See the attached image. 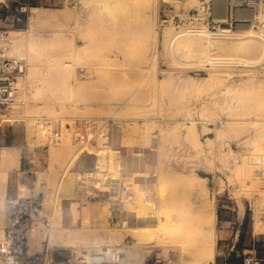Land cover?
<instances>
[{"label":"rangeland","instance_id":"rangeland-1","mask_svg":"<svg viewBox=\"0 0 264 264\" xmlns=\"http://www.w3.org/2000/svg\"><path fill=\"white\" fill-rule=\"evenodd\" d=\"M194 1L109 0L106 1L108 3H85L84 0H59L56 3L50 2L49 0H31V2L35 4L34 6L26 5V0H4L1 1L6 2L3 5H1L0 2V33H5L6 36L4 42L0 40V46L6 49L9 57L25 59L28 63L27 71L19 78V93L17 94L16 103L7 111H0V123L7 126H15L21 138V143L27 145V150L30 151L33 149L31 151L34 158L36 155H42L45 161L42 169L36 170V168H33V173L29 175H27V173L24 174V169L20 167L13 168L9 171V173H13L16 176L15 178L19 179L14 196L18 195L22 183L25 187H27V184L30 185L31 189L35 190L36 194L45 192L46 195L42 213L51 221V226L49 229L43 231L38 230L34 233L31 242L33 246L32 252L45 253L47 249H49V257L53 254L57 260L61 261L68 258L85 259L88 261V264H97L94 258L100 256L104 258L102 264H114L112 262V254L106 253L108 249H113L114 247L115 250L118 249V251L122 252L118 264H144L143 259L141 260L138 254L132 253L133 248L137 246V244L134 243L135 240L133 236L129 235L130 233L125 234L126 227L128 229L139 226L136 225L137 221L128 215L131 209H125L120 202L124 199L128 200L131 197L135 198L134 201H139L141 197H144L139 202H145V204L147 202L149 203V198L147 199L146 197V191L148 190H144L146 186H149L152 192L159 194V196L155 194L156 197L158 196L157 198H159L161 194L164 199L167 197L171 199L168 201L173 202L171 197L174 198L175 194L178 191H182L184 188L182 194L178 192L180 197L182 195V199L180 198L179 201L177 200L173 203L167 201L169 205L167 204V206H165L166 208L163 206L161 209V212H165L164 214L172 211V213H176V211L179 213V210L187 205L188 201L191 199L194 201L193 193L197 184L205 182L210 200L212 199L211 201L215 204L217 212V251L215 261L212 264H224L228 253L235 252L236 246L240 241L242 252L239 253H242L245 259L247 258L251 263H254L256 259H260L263 261H261V264H264V236L261 235L263 232L261 216L264 213V207L260 206L258 197L251 193L252 191H250L247 183L242 178L243 176L241 175L240 168L244 157L248 159L251 158L252 160H255L256 157H262L264 159V155L253 153L257 149H260L261 152L264 153V64H259L254 68L240 66H211L212 68H210V65L200 67L193 65V61L196 60L194 57H191L192 59L188 58L184 53L180 55L179 61L175 60L169 47V40L172 38L170 34L171 32L174 34L178 32V30L181 31L183 29L194 30L195 26L188 20L189 12L196 9L199 5V0ZM34 9H41L44 14L45 12L48 13H46V21L41 23V25L35 23L34 17L37 16V13ZM252 18L253 16L251 19ZM257 27V25L252 26L251 23H238L233 31L239 33L252 30L264 36ZM11 35L24 40H22L24 42L23 55L17 57L10 54L12 44L9 43L10 40L8 38ZM246 55L243 56L244 59L247 57L246 60L254 57L255 59L251 60H258L256 57L257 54L256 56H253L251 53L248 56ZM186 57L188 59H186ZM190 60L191 62H189ZM63 62L71 63L73 67H64ZM178 62L182 63L180 64ZM187 62H189V64ZM210 72L218 75L216 77L220 79L212 80V77H209ZM110 75L116 76V79H109ZM118 75H122V79H118ZM62 85L63 91H68L64 99L63 95L65 92L63 94L61 92ZM58 87V92L60 90L59 94H61L62 101H59L61 100L59 99V94L56 95V97L59 96V100L53 95L56 91L54 93L52 92ZM119 91L122 92V95L124 92L126 95L129 94V96L131 94L134 95V98L131 100L132 104H129L131 105L130 107L129 105L126 107V105H123L124 103H121L124 100L126 101L129 96L120 95L124 100L120 99L119 101ZM113 92L117 93L113 94ZM51 95L54 96V98H51ZM55 98L58 101L54 100ZM203 100L205 101L204 103ZM140 101L142 104H139ZM61 102L62 106L60 104ZM232 102L235 103V105H240L237 111H231L229 108ZM260 102H262L263 105ZM55 103L58 104L56 105ZM116 103L120 105L116 106ZM201 103L204 105H201ZM205 103L208 104V106L205 105ZM257 103L262 105L261 107H259V104V106H256L257 108L259 107V110L262 108V112L254 108ZM146 104L148 106H145ZM247 104L248 106H246ZM251 105H253L255 112H253ZM123 106L129 110L125 109ZM203 106H207L206 109L213 107L206 110L209 111V115L205 110L201 109ZM50 107L54 108V111L52 108L50 109ZM61 107L66 110L64 111L63 109L62 112ZM117 107H120L119 111L116 110L121 113H119L120 116H117L119 114L115 111V109H118ZM70 108L71 112H68ZM249 108L251 109V113L250 110H248ZM43 109L48 110L49 113L48 111L47 113L44 112L46 110ZM152 109H155V111ZM211 109L214 111H211ZM58 111H61V114ZM123 111L125 113L127 111L128 113L126 115L124 113V116L122 115ZM199 111L203 114L201 112L199 113ZM43 117H46V119L53 123L52 128L44 127L48 132L52 131V135L49 136V134L46 133L44 135V130L43 132L42 130L36 131L34 135L37 134V138L38 134L40 136V134L43 133V136L41 135V137H39V140L43 138V142L42 140H37L39 144L35 143V147L32 148L30 146V139L32 136H30V133L28 137L27 133L30 132L29 129L32 124L34 125L35 123L41 126L39 123ZM113 117L117 120L126 119L125 123L127 124L128 136L126 132L120 135L122 133L120 132L119 134V128H116L117 132L114 131V133L111 134L114 140L111 137V139L106 142L102 138L97 139V134L99 135V132L95 130H93L95 135L94 133H92V135L90 133L88 137L86 136L87 138L80 133L81 130L79 127L87 120H101L102 118L106 119ZM33 121L34 123H32ZM129 121L134 123H130ZM146 121H149V124H147ZM189 133H192L191 135L193 136ZM187 135L193 137V140H189L190 137ZM26 136L28 137L27 139ZM88 138L93 140V142L87 140ZM157 141L159 143L161 141L163 142L162 144L160 143L161 146ZM120 144H124L125 146L123 147ZM85 146L88 151H94L95 153L96 150L98 151L103 148L112 152L110 162V159H102L92 164L96 168H100V165H105L109 168L110 163H113L112 171L115 173L117 179L113 180L107 178V181L106 177L105 179L102 178L104 177V173L100 172L102 170L101 168L96 169V173H99L98 175L90 177V175L86 173V171L92 167L91 161H89L90 156L86 153L87 151L82 152L72 164L69 163L72 156L76 153V149L78 148L80 150ZM2 147L3 146H0V149ZM157 147L161 148L159 149ZM62 148L66 149L62 150ZM145 149L146 151H144ZM56 153L60 154L59 160H55L54 158ZM106 161L108 162L105 163ZM226 162L228 167H224L226 171L223 172L221 166ZM253 163L254 162H252L251 167L254 166ZM56 165L57 168H53ZM68 165H70V169L66 174L67 176L61 175L62 171L66 166L68 167ZM4 167H6L4 160L0 158V172L4 170ZM163 169L165 170V174L162 175L165 178L166 176L170 177L169 179L172 177L183 178L180 182V186L182 187H179L180 190L175 186H178L179 183L174 185L175 188L178 189H176V193V190L173 189L174 187H171L173 182L169 183L168 178L165 179L161 175V180L164 181L163 183L162 181H160L161 183L159 182L161 178L159 174ZM253 169L255 170V167H253ZM157 170L160 173H157ZM151 172H154L156 176L159 175V177H155L154 179L156 188L154 183H152L153 185L150 183L146 184L144 180H140L136 177L141 176L138 175V173H142L150 179L149 175H154L151 174ZM1 176L0 187H2L1 185L3 184L1 183ZM99 176L101 180L104 179L103 182H105L101 187L94 183L96 182L94 180L100 179H98ZM60 178L63 181H60ZM71 179L77 181L76 184L78 185L77 187H80L79 194L81 196H72L70 197L71 199H64V197H60L62 195L59 194L63 191L62 188L64 187V183L67 184V181H72ZM125 180L128 181L126 182ZM166 180H168V183ZM86 181L87 183H85ZM217 181H221L220 187ZM60 183L61 185L63 184L62 188ZM84 183L85 186H83ZM113 184H116V186ZM118 184H121V186ZM169 184H171V186ZM260 188L262 189L261 184L258 189L262 192L260 193L263 194L264 190ZM24 189V192L20 191L21 194H28L30 192L27 188ZM60 189L61 193L59 192ZM134 189H136L137 192ZM55 192L58 194V200L60 199V201L56 200L57 195ZM132 193H134V195ZM82 194L87 198L85 196L83 197ZM137 194L138 196L136 198ZM7 195L8 194H5V199H2L1 196L3 195H0V202L3 207V214H1L2 224L5 222L3 210H5L4 204L8 198ZM190 195L192 198L189 197ZM114 196L119 199H124L113 201ZM53 200L55 201L53 202ZM181 200H183L182 202L184 203H182L183 207L182 204L180 205ZM155 202L157 201H152V203ZM115 203L120 204L122 208L121 211H118V213L120 212L119 214L114 211ZM128 203L133 207L132 201ZM174 203H178L179 205L176 204L178 205L176 206ZM190 203L192 204V200ZM170 205L172 206L170 207ZM54 206L58 207L55 208ZM189 206L187 205L186 208H189ZM52 207L56 210H53ZM193 207L190 208L192 211H189L190 209L187 210L188 208L186 209V211H189V214H187L184 209H181L182 211L180 212L190 216V213L195 210V205ZM103 208H107L108 210V228H96L100 219L98 216L100 213H97L100 212L99 209ZM176 208L179 209L176 210ZM71 209H73V212ZM123 210H125V212ZM59 212L60 215L58 217L56 214ZM65 213L66 215L68 213L69 217L66 218ZM111 214H113V216ZM187 215L184 217L187 218ZM76 216H78V218ZM126 216L127 218H125ZM192 216L193 214H191V217ZM186 218L184 221H186ZM58 219L61 222L58 221ZM72 220L74 221L72 222ZM178 224L179 223L172 224L165 229L163 226L152 227L153 230L151 229L150 233H154L155 235L149 233L150 236H147V240L154 236V238H158L163 234L162 237L159 238L160 244L167 250L166 256L168 258L171 257L170 259L173 260L172 264H191L190 262L193 260L191 259V261V257L189 258L190 255L188 256L186 254H190V238L183 232L186 230L187 233L189 230L184 226L182 229L181 224L176 226L180 229H175V225ZM86 225L88 227H86ZM130 225L133 227H130ZM70 226L77 231H82L83 233H81L84 235L86 233L85 236L93 235V231H97V229L98 232L102 230L99 234H102V236L107 235V237L103 236L104 240L108 238L107 240L110 242L102 241L104 244L99 242L98 245L96 244L94 246L85 239V241H88L87 243H85L84 240H80V242L78 238L75 239L76 237H73V239L69 236L70 238L68 239L67 232L68 235H70L72 233L74 234L75 231ZM167 228L168 231H170L169 234L166 230ZM103 229L104 231L107 230L104 232ZM56 230L58 231L55 232ZM91 230L93 231L91 232ZM114 231L123 234L124 238L122 242L119 241L120 239L115 240L114 235L118 234V232L115 233ZM88 232L93 234L90 233V235ZM179 232L181 233L179 234ZM110 233L112 234L109 237ZM182 233L183 236L185 235V238L182 237ZM61 235H63L62 237L65 238L66 242L60 237ZM168 235H170L171 238ZM112 236H114L113 240L111 238ZM53 238L56 239L53 240ZM61 238L65 243H63ZM234 238L237 239L236 244L234 243ZM72 239L76 240L74 247L73 242H70ZM55 241L57 244L54 243ZM60 242H62V244ZM68 242H70V245ZM82 242H84V245L86 244L85 246L90 245L95 248L91 247V249H87ZM116 242L119 243L117 244ZM79 243H82V246L79 245ZM229 249L233 250L230 251ZM95 250L103 254L95 255ZM136 256L137 258H135ZM49 257L46 264H52ZM251 259L253 261H251ZM192 263L197 264L194 261Z\"/></svg>","mask_w":264,"mask_h":264},{"label":"bare ground","instance_id":"bare-ground-1","mask_svg":"<svg viewBox=\"0 0 264 264\" xmlns=\"http://www.w3.org/2000/svg\"><path fill=\"white\" fill-rule=\"evenodd\" d=\"M1 1H4V0H0V2ZM106 1H109V0H84V2L85 3H102V2H106ZM186 1V0H185ZM194 1V0H193ZM111 2V1H110ZM191 2V1H190ZM194 2H196V1H194ZM106 3H108V2H106ZM184 3V2H183ZM190 4V3H189ZM183 6H185V5H183ZM216 9H217V11H221V9L219 8V5L216 7ZM34 11H36V13H37V16H35L34 17V20H35V23H37V25H41V23H44L45 21H46V13L47 12H45V14L43 13V10H41V9H34ZM48 14V13H47ZM244 19H246V18H244ZM250 28H252V27H250ZM170 35H172V38H171V40H169V47H170V51H171V53L174 55V57H175V60H177V61H179V57H181L180 55H182L183 53L188 57V58H191V57H194L196 60H194L193 61V65H197V66H200V67H205V66H207V65H211L212 67H219V66H221V67H224V66H226V67H237V66H240V67H247V68H254V67H256V66H258L259 64L261 65V64H264V36L263 35H260L259 33H256V31L254 32V31H252V30H248V31H244V32H234V31H232V30H226L225 31V33H223L221 36H217V37H210V38H208V34L205 32V30H204V28L203 29H200V30H186V29H183V30H181V31H179L178 30V32H176V33H174V34H172V32H171V34ZM9 40H10V44H12L11 45V51H10V54L11 55H14V56H20V55H23V53H24V40L23 39H20V38H18V37H16V36H13V35H11L9 38H8ZM23 40V41H22ZM250 53L251 54H253V56L255 55L256 56V54H257V58H258V60H259V58H260V60L258 61L257 60V58H256V60L257 61H254V60H251V59H255V57L254 58H250V59H247L246 60V58L244 59L243 58V56L244 55H246V56H248V55H250ZM259 56V57H258ZM186 57V59H188ZM183 59H185V58H183ZM192 59V58H191ZM249 60H251V61H249ZM186 61H188V60H186ZM189 62H191V60L189 61ZM189 62H187L188 64H189ZM178 63H180V62H178ZM182 63V62H181ZM180 63V64H181ZM187 63H185V64H187ZM63 66L64 67H73V64H71V63H68V62H63ZM184 64V63H183ZM187 64V65H188ZM62 65V64H61ZM190 65H191V63H190ZM210 66V68H212ZM209 71H211L210 69H208ZM210 75H209V77L211 76L212 77V80L213 79H216V80H218V78L219 77H216V76H218V75H216V74H212L211 72L209 73ZM116 76H111L110 75V77H109V79H116L115 78ZM122 75H118V79H122ZM216 77V78H215ZM220 79V78H219ZM62 87V90H61V92H62V94L65 92V91H63V85L61 86ZM60 87V88H61ZM58 89H59V87L58 88H55L54 89V91H52L53 93L56 91V93H52L53 95H55V97H56V95L57 94H59L60 93V90H59V92H58ZM53 90V89H52ZM70 91V90H69ZM58 92V93H57ZM68 92V91H67ZM67 92H65V94L63 95L64 97H63V99L64 98H66V94H67ZM120 92V93H119ZM118 92V95H119V97L120 98H118L119 99V101H120V99H122L121 98V96H126V97H128L129 96V94L128 95H126L125 94V92L123 93V95H122V92L121 91H119ZM69 93H71V92H69ZM68 93V94H69ZM117 92H113V94H116ZM66 95V96H65ZM121 95V96H120ZM59 96H60V98L59 99H61V94H59ZM59 96H57L56 98L58 99V97ZM54 98V96H52L51 95V98ZM54 99V100H57V99ZM134 98V95H130L129 96V98L125 101L124 99H122V100H124V101H122L121 103L123 104V105H126V107H127V105H129L130 103H131V100ZM58 99V100H59ZM57 100V101H58ZM59 101H62V99L61 100H59ZM118 101V100H117ZM51 102H52V100H51ZM205 101L203 100V103H204ZM264 102V101H263ZM64 103V102H63ZM153 103V102H152ZM203 103H201V105H204ZM260 103H262V102H260ZM260 103H257V104H255V109L256 110H258V111H261V109L259 110L258 108L259 107H261L262 105H263V103H262V105H260ZM56 104V103H55ZM58 104V103H57ZM56 104V105H57ZM61 104V106H62V102L60 103ZM117 104V103H116ZM132 104V103H131ZM139 104H142L141 103V101L139 102ZM260 106H259V105ZM54 105V104H53ZM64 105V104H63ZM110 105H112V104H110ZM118 105H120V104H117L116 106H118ZM155 105V104H154ZM205 105H207L208 106V104H206L205 103ZM250 105V104H249ZM259 106L258 108L256 107V106ZM113 106V105H112ZM122 106V105H121ZM131 105H129V107H130ZM139 106V105H138ZM141 106V105H140ZM145 106H148L147 104L145 105ZM207 106L205 107V106H203L201 109H203V110H205V112H209V111H206V110H208V109H210V108H213V107H210V108H208V109H206L207 108ZM210 106V105H209ZM239 106L240 105H235V103H231V105L229 106V108L231 109V111H237L238 109H239ZM246 106H248V104L246 105ZM252 106V108H253V105H251ZM52 107H54V106H52ZM52 107H50V109L52 108ZM58 107H60V106H58ZM124 107V106H123ZM126 107H124L125 109H127ZM201 107V106H200ZM47 108V107H46ZM49 108V107H48ZM114 108H116V107H114ZM118 108V107H117ZM120 108V107H119ZM115 109V111L116 110H120V109ZM248 108V107H247ZM253 108V112H255L254 109ZM263 108H264V106H263ZM49 109V110H50ZM54 108H52V110H53ZM63 109H64V111L66 110L65 108H62L61 107V111L63 112ZM125 109H122V110H125ZM199 109V108H198ZM200 109V110H201ZM43 110H46V109H43ZM52 110H50V111H52ZM121 110V111H122ZM127 110H129V109H127ZM152 110H154L155 111V109H152ZM213 109H211V111H212ZM248 110H250V113H251V109L249 108ZM47 111L48 110H46V111H44V112H46L47 113ZM54 111V110H53ZM52 111V112H53ZM61 111H58V112H60V114H61ZM118 111H116L118 114L120 113V112H118ZM202 111V110H201ZM201 111H199V113L201 112ZM214 111V110H213ZM257 111V112H258ZM57 112V113H58ZM68 112H71V108L69 109V111ZM204 112V111H203ZM205 112H204V114H205ZM249 112V111H248ZM252 112V113H253ZM262 112V111H261ZM48 113H49V111H48ZM51 113V112H50ZM55 113H56V111H55ZM124 111H123V114L122 115H124ZM128 112L126 111V113H125V115L127 114ZM190 113V112H189ZM202 113V112H201ZM260 113V112H259ZM59 114V113H58ZM121 114V113H120ZM120 114L119 115H117V116H120ZM203 114V113H202ZM201 114V115H202ZM210 113H208V115H209ZM261 114H263V113H261ZM124 115V116H125ZM193 115V114H192ZM200 115V114H199ZM207 115V114H206ZM124 116H122V117H124ZM44 118V117H43ZM42 118V120L40 121V123L39 124H41V126L39 125H37V124H35L34 123V121L32 122V123H34V125L32 124V126H31V128H30V125H29V130H30V132L29 133H27V136H28V134H30L31 133V135L30 136H32L31 137V139H30V143H31V147L32 148H34L35 146H34V144L35 143H38L37 142V140H39V137H41V135L43 136V133H44V135H45V133L46 134H49V136H51L52 135V131H50V132H48V130H46L45 128H46V123H45V118L43 119ZM60 118V117H59ZM118 118V117H117ZM125 118V117H124ZM103 119V118H102ZM107 120H109V119H114V117L113 118H106ZM39 120V119H38ZM62 120V119H61ZM78 120V119H77ZM82 120V119H81ZM87 120V119H86ZM95 120V119H94ZM98 120H100V119H98ZM126 120V119H125ZM125 120H123V119H119V121H120V123H118V126H117V128H119V134H120V132L122 133V134H120V135H123V134H125V132H126V135H127V124L125 123ZM157 120V119H156ZM54 121V120H53ZM57 121V120H56ZM59 121V120H58ZM88 121V120H87ZM86 121V122H87ZM90 121V120H89ZM36 122V121H35ZM38 122V121H37ZM61 122V121H60ZM80 122V121H79ZM107 122V121H106ZM130 122V121H129ZM137 122V121H136ZM144 122V121H143ZM149 121H146V123L147 124H149L148 123ZM158 122H159V120H158ZM194 122V121H193ZM193 122H191V123H193ZM55 123V122H54ZM82 123V122H81ZM130 123H134V122H130ZM163 123V122H162ZM161 123V124H162ZM190 123V124H191ZM62 124H63V122H62ZM56 125V124H55ZM55 125H54V128H55ZM137 125V124H136ZM152 125V124H151ZM157 125H158V123H157ZM150 126V125H149ZM161 126V125H160ZM45 127V128H44ZM139 127V126H138ZM159 127V126H158ZM157 127V128H158ZM43 128V129H42ZM142 128V127H141ZM153 128V127H152ZM164 128V127H163ZM58 129V128H57ZM133 129H135V128H133ZM149 129V128H148ZM40 130H42V132H43V130H44V132L42 133V134H40V136H39V134H38V138L36 137V135H34L35 133H36V131H40ZM59 130V129H58ZM130 130V129H129ZM263 130H264V126H263ZM115 132H117V130L115 129L114 130ZM136 131V130H135ZM28 132V131H27ZM54 132V131H53ZM152 132V131H151ZM163 132V131H162ZM114 133V132H113ZM90 134V133H89ZM116 134V133H115ZM118 134V135H119ZM130 134V133H129ZM148 134V133H147ZM146 134V135H147ZM157 134V133H156ZM159 134H161V133H159ZM190 134V133H189ZM192 134V133H191ZM190 134V135H191ZM91 135H92V133H91ZM94 135H95V133H94ZM141 135V134H140ZM153 135V134H152ZM158 135V134H157ZM172 135V134H171ZM187 135L188 137H190L189 138V140L190 139H192L193 137H191V136H193V135ZM26 136V139L29 137H27ZM81 136V135H80ZM89 136V135H88ZM87 136V137H88ZM97 136H98V138L97 139H103L105 142L107 141V140H109V139H111V137L113 138V136H111V134L109 135V134H104V136H100V135H98L97 134ZM110 136V137H109ZM128 136V135H127ZM159 136V135H158ZM46 137V136H45ZM86 137V138H87ZM93 137V136H92ZM91 137V138H92ZM105 137V138H104ZM116 137V136H115ZM149 137V136H148ZM153 137V136H152ZM161 137V136H160ZM169 138H170V135H169ZM174 138V137H173ZM80 139V138H79ZM93 140H94V137L92 138ZM146 139V138H145ZM148 139V138H147ZM154 139V138H153ZM161 140H162V138H160ZM42 140V142H43V138L41 139ZM41 140H39V141H41ZM82 140V139H81ZM87 140H91V139H87ZM93 140H91L92 142H93ZM113 140H114V138H113ZM159 140V139H158ZM193 140V139H192ZM27 141H29V140H27ZM80 141V140H79ZM100 141V140H99ZM111 141V140H110ZM162 141H164V140H162ZM160 142L161 144L163 143V142ZM122 142V141H121ZM143 142V141H142ZM148 142V141H147ZM146 142V143H147ZM158 142V141H157ZM87 143H89V142H87ZM111 143V142H110ZM150 143V142H149ZM159 143V142H158ZM159 143V145L161 146V144ZM28 144V143H27ZM39 144V143H38ZM40 144H41V142H40ZM43 144V143H42ZM79 144V143H78ZM92 144V143H91ZM114 144H116V143H114ZM85 145V144H84ZM90 145V144H89ZM111 145H113V144H111ZM121 145V144H120ZM156 145V144H155ZM38 146V145H37ZM36 146V147H37ZM87 146V145H86ZM82 147V149H78V151H77V149H76V153L72 156V159H71V161L69 162V163H73L77 158H78V156L82 153V152H84V151H87L86 153L90 156V160L89 161H91V165H92V167H87V168H89L88 169V171H86V173L88 174V175H90V177L92 176H94V175H98L97 173H96V169H98L99 167H95V166H93V164L92 163H96V162H98V160H106V159H110V157L112 156V152L110 151V150H108V149H99L98 151L96 150V153L94 152V151H88V149H87V147ZM121 146H125L124 144L123 145H121ZM130 146V145H129ZM139 146H141V145H139ZM156 146H158V145H156ZM165 146V145H164ZM65 147V146H64ZM105 147V146H104ZM110 147V146H109ZM113 147V146H112ZM143 147H146V146H143ZM142 147V148H143ZM150 148V147H149ZM152 148V147H151ZM157 148H159V147H157ZM161 148V147H160ZM159 148V149H160ZM66 149V148H65ZM64 148H62V150H65ZM152 149H154V148H152ZM31 150H33V149H31ZM151 150V149H150ZM144 151H146V149L144 150ZM61 152H64V151H61ZM152 152V151H151ZM143 153V152H142ZM160 153L162 154V152H161V150H160ZM160 153H159V155H160ZM254 154H257V153H259V154H262V155H264V153L263 152H261V150L260 149H257V150H255L254 152H253ZM258 154V155H259ZM59 153H56L55 155H54V158H55V160H59ZM144 155V154H143ZM153 155V154H152ZM156 155V154H155ZM158 155V154H157ZM158 155V156H159ZM93 156H95V157H93ZM139 156V155H138ZM88 157V156H87ZM153 157V156H152ZM157 157V156H156ZM161 157V156H160ZM159 157V158H160ZM0 158H3V160H4V164H5V166L6 167H4V170L2 171V172H0V176H1V174H2V176H1V179H2V181H1V183H3L1 186L2 187H0V195H3V196H1L2 197V199L5 197V194H7V191H8V181H9V171L11 170V169H13V168H19L20 167V164H21V150H19V148L18 149H16L15 147L13 148V147H8V146H3L1 149H0ZM86 158V157H85ZM134 158H136V157H134ZM139 158V157H138ZM254 158V157H253ZM251 159V158H250ZM250 159H248L247 157H244L243 159H242V166L240 167L241 168V175L243 176L242 178H243V180L247 183V186L249 187V189H250V191H252L251 193H253L254 194V196L256 195V197H258V200H259V204H260V206H262V207H264V193L263 194H261L262 192L258 189L259 187H260V184H261V181H260V179L256 176V174H255V170L253 169V167H251V165H252V162H254L252 159H251V161H250ZM132 160V159H131ZM156 160V159H155ZM161 160V159H160ZM88 161V162H89ZM111 161V159L109 160V162ZM137 161V160H136ZM108 161H106L105 163H107ZM143 162V161H142ZM157 162H158V160H157ZM156 162V163H157ZM94 163V164H95ZM126 163V162H125ZM160 163V162H159ZM100 164H102V163H100ZM113 163H110V165H109V168H107L105 165H100L101 167V171L100 170H98V171H100V172H102V173H104V177H102V178H104L105 179V177H106V180H107V178H111V179H117L116 178V175H115V173L112 171L113 169H112V167H113V165H112ZM115 164H117V163H115ZM114 164V165H115ZM132 164V163H131ZM224 165H222L221 167H222V169L221 170H223V172H225L226 170H225V168L224 167H228V165H227V162L226 163H223ZM118 165V164H117ZM125 165V164H124ZM129 165V164H128ZM148 165V164H147ZM156 165V164H155ZM154 165V166H155ZM160 165V164H159ZM131 166V165H130ZM133 166V165H132ZM95 167V168H94ZM146 167V166H145ZM161 167V166H160ZM53 168H57V165L56 166H54ZM99 168V169H100ZM116 168V167H115ZM119 168V167H118ZM117 168V169H118ZM147 168V167H146ZM154 168V167H153ZM157 168H159V167H157ZM163 168V167H162ZM69 169H70V165H68V167L66 166V168L62 171V173H61V175H65V176H67L66 174L69 172ZM86 169V168H85ZM127 169H128V166H127ZM149 169V168H148ZM160 169V168H159ZM158 169V170H159ZM153 170V169H152ZM158 170L156 171L157 173H160V172H158ZM144 171H146V170H144ZM161 171V170H160ZM154 172H155V170H154ZM152 173L151 172V174H154V175H149V177H150V179H148V176H146V175H144V174H140V173H138V175H141V176H136V177H138L140 180H144L145 181V183L147 184V183H150V184H152V183H154V179H155V177H159V175H160V177H161V175L162 174H165V170L163 169L162 170V172L158 175V176H156V174L155 173ZM145 173V172H144ZM148 173V172H147ZM146 173V174H147ZM101 175V174H100ZM135 175V174H134ZM75 177V176H74ZM147 177V178H146ZM162 177H164L163 175H162ZM162 177L159 179V182L160 181H162L161 179H162ZM62 178V177H61ZM60 178V181L62 180ZM64 178V177H63ZM77 178V177H76ZM75 178V179H76ZM100 178V176L98 177V179ZM145 178V179H144ZM165 178V177H164ZM166 178H170V177H167L166 176ZM165 178V179H166ZM197 178V177H196ZM104 179L103 180H101V178L99 179V180H94V181H96V182H94L97 186H102V185H104V183L105 182H103L104 181ZM147 179V180H146ZM183 178H176V177H172L171 179H169V183H172L173 182V184H172V186H171V184H169L171 187H174L173 189H177V188H175V186L176 187H178V189L180 190V188L179 187H181L180 186V182H181V180H182ZM195 179V178H194ZM194 179H192V180H194ZM217 179V178H216ZM72 180V179H71ZM185 180V179H184ZM219 180H221V179H219ZM63 181V180H62ZM79 181V180H78ZM108 181V180H107ZM106 181V182H107ZM126 181V180H125ZM128 181V180H127ZM126 181V182H127ZM143 181V182H144ZM164 181V180H163ZM163 181H162V183H163ZM197 181V180H196ZM65 182V181H64ZM76 182L77 181H74V180H72V181H70V182H68L67 181V184H65L64 183V187L61 185V183H63V182H61L60 183V185H61V188L63 189V191H62V193H61V189H60V193L61 194H59V195H62V196H60V197H64V199H69L70 197H74V196H79L80 194V187H77L78 185L76 184ZM92 182V181H91ZM166 182L168 183V180H166ZM194 182V181H193ZM218 183V186L220 187L221 186V181H217ZM79 183V182H78ZM80 183H82V182H80ZM85 183H87V181L85 182ZM85 183H84V185L83 186H85ZM115 183V182H114ZM120 183V182H119ZM161 183V182H160ZM179 183V185L177 186V185H175V184H178ZM198 183V182H197ZM200 183V182H199ZM223 183V182H222ZM23 184V183H22ZM20 185V190H19V192L21 191V192H24L25 191V189L24 188H27V187H25V185ZM25 184V183H24ZM108 184V183H107ZM111 184V183H110ZM117 184V183H116ZM116 184H113L114 186H116ZM122 184V183H121ZM121 184L119 185V186H121ZM125 184V183H124ZM123 184V185H124ZM216 184V185H217ZM28 185V184H27ZM26 185V186H27ZM131 185V184H130ZM153 185V184H152ZM154 185H155V188H156V184L154 183ZM160 185V184H159ZM169 185H167V186H169ZM175 185V186H174ZM183 185V184H182ZM223 185V184H222ZM57 186V185H56ZM58 186H59V184H58ZM80 186V185H79ZM87 186V185H86ZM89 186V185H88ZM129 186V185H128ZM113 187V186H112ZM125 187H126V185H125ZM132 187V186H131ZM130 187V188H131ZM143 187H144V185H143ZM157 187H158V184H157ZM223 187V186H222ZM262 187V186H261ZM57 188V187H56ZM85 188V187H84ZM87 188V187H86ZM118 188H120V187H118ZM117 188V189H118ZM128 188V187H127ZM126 188V189H127ZM133 188V187H132ZM131 188V189H132ZM170 188V187H169ZM182 188V187H181ZM196 189H195V191H194V201H193V199H191L192 200V204L190 203V198L189 197H191V195L188 197V199L190 200V201H188V206H189V203H190V206H189V208L187 209L186 208V206L187 205H185L184 207H183V200H184V198H183V200H181L180 202V205L182 204V207L183 208H181V209H184L185 211H186V209L187 210H189L190 208H192L194 205H195V210H194V212H191L190 213V216L189 215H187V214H189L188 212L189 211H192V209H190L189 211H186L187 212V214H185V213H181L180 211H182L181 209L179 210V213H177L178 211H176V213L174 214V213H172V212H170V213H166V214H164L165 212H161V209H162V207L164 206V208H166L165 206H167V201L170 199H168L167 197L164 199V197L160 194V197L159 198H157L158 196H159V194H156V192L154 193V192H152V190H150V187L149 186H146L145 188H144V190H148V191H146V197H147V199H148V201H149V203L147 202L146 204H145V202H143V203H140L139 201L142 199V198H144V197H141L140 198V200H139V198H138V200L139 201H134L135 200V198H132L131 196V198L130 199H128V200H126V199H124V198H121V199H124V200H122L120 203H122V205L125 207V209L126 208H128V210L129 209H131V210H129V217H133V219L135 220V221H137V223H136V225H138L139 227H136V228H128L127 229V227H126V233L125 234H127V233H130L129 235H131V236H133V238H134V240H135V242L134 243H136L137 244V246L136 247H132L133 248V251H132V253L134 252V253H136V254H138L139 256L138 257H140L141 258V260L143 259V263L144 262H146V261H149L150 260V258H151V256H153V255H159V256H165L166 257V252H167V250H165L164 248H163V246L160 244L161 242H160V240H159V238L160 237H162V235L160 236V237H158V238H154L153 236V238H151V239H148L147 240V236L149 237L150 235H149V233L151 232L150 230L152 229V227H160V226H163V228L165 229L166 227H170L172 224H176V223H179L178 225H175V229L177 228L176 226H179L180 224L182 225V229H183V226L184 227H186L189 231H187V233H186V230L185 231H183V232H185L184 234L187 236H189V238H190V240H189V242H190V254L189 253H186L188 256H189V258H190V260L192 259L194 262H196L197 264H212L214 261H215V257H216V248H217V239H218V236H217V229H216V225H217V212H216V207H215V204L213 203V201H211L210 200V197H209V193H208V191H207V187L205 186V182H201L200 184H197V187H195ZM114 189V188H113ZM153 189V188H152ZM168 189V188H167ZM172 189V188H171ZM177 189V190H178ZM261 189V188H260ZM109 190H111V189H109ZM134 190H136V189H134ZM160 190V189H159ZM170 190V189H169ZM175 190H173V191H175ZM177 190L175 191V193L177 192ZM183 190H184V188H183ZM182 190V191H183ZM262 190V189H261ZM58 191V190H57ZM88 191V190H87ZM112 191V190H111ZM128 191V190H127ZM130 191V190H129ZM154 191V190H153ZM156 191V190H155ZM182 191H178L179 193H181L182 194ZM82 192V191H81ZM85 192V191H84ZM132 192H135V191H132ZM136 192H137V190H136ZM152 192V193H151ZM158 192V191H157ZM172 192V191H171ZM178 192L175 194V196H174V198L173 197H171L172 198V201L173 202H176L177 200L179 201L180 200V198L182 199V195H181V197L179 196L180 194H178ZM261 192V193H260ZM56 193V192H55ZM83 193V192H82ZM87 193V192H86ZM120 193V192H119ZM257 193H258V195H257ZM133 195H134V193H132ZM139 194H140V192H139ZM158 195L157 197H156V195ZM168 194H169V192H168ZM172 194H173V192H172ZM178 194V195H177ZM56 195H57V193H56ZM56 195H55V197H56ZM88 195V194H87ZM96 195V194H95ZM116 195V194H115ZM120 195V194H119ZM141 195V194H140ZM144 195V194H143ZM150 195H151V197H150ZM81 196V195H80ZM82 196H83V194H82ZM85 196V195H84ZM83 196V197H84ZM89 196V195H88ZM94 196V195H93ZM127 196V195H126ZM125 196V197H126ZM137 196H138V194L136 195V198H137ZM142 196V195H141ZM169 196V195H168ZM1 197H0V199H1ZM55 197H54V199H55ZM86 197V196H85ZM113 197V196H112ZM121 197H122V194H121ZM57 199V201H60V199L58 200V196L56 197ZM80 198V197H79ZM87 198V197H86ZM85 198V199H86ZM192 198V197H191ZM5 199V198H4ZM71 199V198H70ZM84 199V198H83ZM121 199H119L118 197H116V196H114V200L113 201H120ZM167 199V200H166ZM74 200V199H73ZM137 200V199H136ZM171 200V199H170ZM186 200H187V198H186ZM3 201V200H2ZM55 200H53V202H54ZM56 201V202H57ZM62 201V200H61ZM129 201H132V206L133 207H131L130 206V203H128ZM134 201V202H133ZM152 201L154 202V201H157V202H155V203H152ZM63 202H64V200H63ZM66 202V201H65ZM76 202H78V201H76ZM152 204H151V203ZM169 203H173V202H171V201H168ZM193 202H194V205H193ZM1 203V202H0ZM73 203V202H72ZM179 203V202H178ZM178 203H174V205H176V204H178ZM187 203V202H186ZM2 204H3V202H2ZM55 204V203H54ZM54 204H52V205H54ZM76 204V203H75ZM111 204V203H110ZM74 205V204H73ZM169 205V204H168ZM179 205V204H178ZM178 205H176V206H178ZM193 205V206H192ZM4 206H5V204H4ZM49 206V205H48ZM110 206V205H109ZM115 207H114V211H116L117 213H118V211H121L122 210V208H121V206H120V204H118V203H115V205H114ZM172 205H170V207H171ZM55 208L56 207H58V206H54ZM124 207H123V209H124ZM169 207V206H168ZM174 207V206H173ZM53 208V207H52ZM55 208H53V210L55 209ZM73 208V207H72ZM194 208V207H193ZM2 209H3V207H2ZM44 209V208H43ZM74 209V208H73ZM73 209H71L72 210V212H73ZM179 208H176V210H178ZM56 210V209H55ZM76 210V209H75ZM78 210V209H77ZM170 210V209H169ZM4 211V210H3ZM62 211V210H61ZM60 211V212H61ZM99 211L100 212H98L97 214H99L98 216H99V222H98V225L96 226V228H99V227H107L108 228V218H107V214H108V210H107V208H103V209H99ZM113 211V212H114ZM124 212H125V210H123ZM58 212V211H57ZM60 212L58 213V214H56V215H58V217H59V215H60ZM65 212V211H64ZM77 212V211H76ZM55 213V212H54ZM69 213V212H68ZM68 213H67V215H66V213H65V215H66V218L67 217H69L68 216ZM115 213V212H114ZM120 213V212H119ZM118 213V214H119ZM126 213H127V211H126ZM3 214V213H2ZM62 214H63V212H62ZM125 214V213H124ZM187 215V218L186 217H184L185 215ZM191 214H193V216L191 217ZM69 215H70V213H69ZM112 215V214H111ZM72 216H73V214H72ZM61 217V216H60ZM62 217H65V216H62ZM77 218H78V216H76ZM123 217V216H122ZM75 218V217H74ZM125 218H127V216L125 217ZM130 218V219H131ZM185 218H186V221H184L185 220ZM62 219V218H61ZM73 219V218H72ZM123 219V218H122ZM189 219H191V220H188ZM63 220V219H62ZM132 220V219H131ZM130 220V221H131ZM58 221H60L59 219H58ZM74 220H72V222H73ZM129 221V220H128ZM61 222V221H60ZM60 222H58V223H60ZM63 222H64V220H63ZM71 222V221H70ZM76 222H77V220H76ZM127 222V221H126ZM124 223V222H123ZM131 223V222H130ZM61 224V223H60ZM64 224V223H63ZM72 224V223H71ZM59 225V224H58ZM75 225V224H74ZM73 225V226H74ZM124 225V224H123ZM127 225V224H126ZM64 226H66V225H64ZM53 227V226H52ZM56 227H58V226H56ZM71 227V226H70ZM76 227H77V223H76ZM81 227V226H80ZM86 227H88L87 225H86ZM85 227V228H86ZM130 227H133V226H131L130 225ZM173 227V226H172ZM64 228H66V227H64ZM71 228H73V227H71ZM163 228H162V230H163ZM179 228V227H178ZM178 228H177V230H178ZM49 229V228H48ZM75 231H74V234L72 233V234H70V235H68V232H67V238L69 239L70 237H76L75 239H79V241L80 240H88V241H85V243H92L91 245H98L99 244V242L101 243V244H104V243H102V241H108V243L110 242L109 240H104V237L103 236H106L107 237V235H103L102 236V234H99V232L100 231H102V230H99V232H98V229H97V231L95 230V228H94V230L95 231H93V230H91V232L93 231L94 232V234L93 233H91V232H88L89 234L91 233V234H93V235H91V236H85L86 235V233H85V231H84V233H85V235L84 234H82L80 231H77L75 228H73ZM102 229V228H101ZM155 229V228H154ZM160 229V228H159ZM173 229H174V227H173ZM172 229V230H173ZM180 229V228H179ZM64 230V229H63ZM85 230V229H84ZM107 230V229H106ZM105 230V231H106ZM123 230V229H122ZM153 230V229H152ZM161 230V232L163 233V231ZM167 231H168V228L166 229ZM171 230V231H172ZM51 231V230H50ZM58 230H56L55 232H57ZM60 231H62V230H60ZM66 231V230H65ZM103 231H104V229H103ZM104 231V232H105ZM125 231V230H124ZM157 231V230H156ZM167 231H166V233H167ZM55 232H54V234H55ZM115 232V231H114ZM118 231H116L115 233H117ZM169 232L170 231H168V234H169ZM173 232V231H172ZM174 232H175V230H174ZM51 233V232H50ZM58 233H60V232H58ZM57 233V234H58ZM63 233H65V232H63ZM156 233H158V232H156ZM181 232H179V234H180ZM76 234V235H75ZM104 234V233H103ZM106 234H107V232H106ZM109 234V233H108ZM111 234L112 233H110V235H109V237L111 236ZM150 234H153V235H155L154 233H150ZM165 234V233H164ZM171 235H173L172 233H170ZM176 234V233H175ZM88 235V234H87ZM157 235V234H156ZM185 235L183 236V233H182V237L183 238H185ZM63 235H61L60 237H62ZM70 236V237H69ZM115 236V240L117 239V240H119L120 242H122V240H123V238H124V236H123V234H120V232H118V234H115L114 235ZM114 236H112L111 238H112V240L114 239L113 237ZM166 236V235H165ZM169 237H170V235H168ZM54 237H55V235H54ZM65 237H66V235H65ZM91 237V238H90ZM174 237H176V236H174ZM181 237V236H180ZM63 238V237H62ZM61 238V239H62ZM73 238V239H74ZM111 238H109V239H111ZM164 238V237H163ZM166 238H168V237H166ZM171 238V237H170ZM54 239H56V238H53V240ZM59 239V238H58ZM64 240H65V238H63ZM63 239H62V241H63ZM71 240L70 242H73V247H74V243L76 242V240ZM162 239V238H161ZM181 239V238H180ZM180 239H179V241H180ZM187 239V238H186ZM151 240V241H150ZM163 240V239H162ZM167 240H169V239H167ZM59 241H61V240H59ZM182 241V240H181ZM58 242V241H57ZM65 242H66V240H65ZM64 241H63V243H65ZM70 242H68L69 243V245H70ZM81 242V241H80ZM113 242V241H112ZM111 242V243H112ZM164 242V241H163ZM172 242V241H171ZM183 242V241H182ZM54 243H56V241L54 242ZM61 244H62V242H60ZM67 243V244H68ZM78 243V242H77ZM83 243V245H84V242H82ZM81 243V244H82ZM117 243V242H116ZM119 243V242H118ZM117 243V244H118ZM167 243H169V242H167ZM57 244V243H56ZM80 243H79V245H81ZM179 244V243H178ZM185 244V243H184ZM86 245V244H85ZM84 245V246H85ZM167 245V244H166ZM76 246V245H75ZM82 246V245H81ZM83 246V247H84ZM94 246H85V247H87V249L89 248V249H91V247H93V248H95ZM101 246V245H100ZM170 246V245H169ZM178 246V245H177ZM84 247V248H85ZM171 247V246H170ZM175 247V246H174ZM179 247V246H178ZM97 248H98V246H97ZM100 248V247H99ZM108 248H111V247H108ZM131 248V249H132ZM177 248V247H176ZM189 248V247H188ZM112 249V248H111ZM111 249H109V250H111ZM113 249H114V247H113ZM170 249V248H169ZM79 250H81V249H79ZM118 250V249H117ZM185 250H186V247H185ZM170 251V250H169ZM168 251V252H169ZM188 251V250H187ZM171 252V251H170ZM107 253V252H106ZM173 253H174V251H173ZM103 253L101 252V253H98V251H96L95 250V255H102ZM135 254V255H136ZM169 254V253H168ZM185 254V253H184ZM172 255V254H171ZM176 255V254H175ZM175 255H173V256H175ZM169 256V255H168ZM170 257V256H169ZM135 258H137V256L135 257ZM171 258V257H170ZM104 258H102V257H100V256H96L95 258H94V260L96 261L95 263H97V264H102L103 262H104V260H103ZM165 260H167L168 261V259H167V257L166 258H164ZM182 259V258H181ZM185 260V259H184ZM189 260V259H188ZM191 260V261H192ZM192 261V262H193ZM181 262H183V261H181ZM192 262H190L191 264H193ZM161 263H163V262H161ZM170 263V262H169ZM184 263V262H183ZM86 264V263H85ZM171 264H172V261H171Z\"/></svg>","mask_w":264,"mask_h":264},{"label":"built area","instance_id":"built-area-1","mask_svg":"<svg viewBox=\"0 0 264 264\" xmlns=\"http://www.w3.org/2000/svg\"><path fill=\"white\" fill-rule=\"evenodd\" d=\"M239 9H249L254 12L253 18L239 20L237 12ZM188 20L195 26V30L203 29L208 34V38L221 36L226 30H234L238 23H251L257 25V29L264 34V0H228L227 16L223 20L215 17L214 0H199L196 9L188 14ZM5 33H0V40L5 41ZM211 66V65H210ZM28 69V63L25 59L9 57L6 49L0 46V111L4 112L10 109L17 100L19 93V78L25 74ZM107 121V122H106ZM47 128H52L53 123L45 118ZM117 119H101L85 122L79 127L81 134L85 137L93 130L99 132L100 136L112 134L117 128ZM50 130V129H49ZM110 137V136H109ZM255 174L261 181L264 190V159L256 157L253 163ZM30 173H27L29 175ZM30 191L28 194L18 193L16 197L7 198L5 203V222L1 223L2 206L0 203V264H46L48 261V250L43 252H32V239L34 233L38 230H45L51 226V221L43 213V207L46 201L45 192L36 194L35 190L27 185ZM58 196V194H57ZM113 216V214H112ZM264 236V213L261 216ZM107 254H112V262H120L122 252L111 249ZM167 257V256H166ZM164 255L151 256L149 261L144 264H171L170 258ZM52 264H88L87 260L68 258L66 260H57L53 254L50 255ZM251 261H253L251 259ZM260 259L251 263L247 258L245 264H261ZM163 262V263H161ZM170 262V263H169ZM90 264V263H89Z\"/></svg>","mask_w":264,"mask_h":264},{"label":"crops","instance_id":"crops-1","mask_svg":"<svg viewBox=\"0 0 264 264\" xmlns=\"http://www.w3.org/2000/svg\"><path fill=\"white\" fill-rule=\"evenodd\" d=\"M8 1V0H7ZM50 2H58L59 0H49ZM6 2H1L3 5ZM215 3V17L219 20H223L227 16V3L228 0H214ZM26 5L34 6L31 0H26ZM0 5V7H1ZM219 5L221 9L220 12L216 10V7ZM237 16L239 20H247L253 16V11L249 9H239L237 12ZM246 18V19H244ZM0 146H8V147H15L16 149L19 148L21 150V164L20 168L24 169L25 173H33L32 169L36 168V170L42 169L45 163L44 157L42 155H36L34 158L32 155V151L27 150V145L21 143V138L18 135L17 128L13 125H3L0 123ZM13 173H9V181H8V191L7 196L16 197L14 196L16 193V186L17 182L19 181L18 178ZM237 237V236H236ZM234 243H237V239L234 238ZM232 251L233 249H229Z\"/></svg>","mask_w":264,"mask_h":264},{"label":"trees","instance_id":"trees-1","mask_svg":"<svg viewBox=\"0 0 264 264\" xmlns=\"http://www.w3.org/2000/svg\"><path fill=\"white\" fill-rule=\"evenodd\" d=\"M239 252H242L241 241L237 244L235 252L228 253V255L225 258L224 264H245V256Z\"/></svg>","mask_w":264,"mask_h":264}]
</instances>
